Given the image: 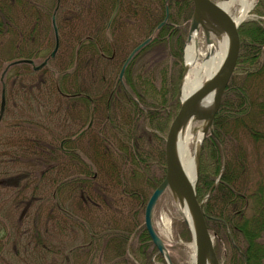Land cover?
Listing matches in <instances>:
<instances>
[{
	"label": "trees",
	"instance_id": "obj_1",
	"mask_svg": "<svg viewBox=\"0 0 264 264\" xmlns=\"http://www.w3.org/2000/svg\"><path fill=\"white\" fill-rule=\"evenodd\" d=\"M192 8L191 0H0V76L13 60L43 56L44 39L36 43L35 31L45 36L53 13L59 41L57 53L49 58L51 70L17 63L0 78L4 112H11L8 100L16 109L9 123L0 122L5 130L0 132V187L10 196L2 216L14 222L10 232L0 219V264H92L96 254L109 264H155L154 254L162 260L138 215L164 176V149L143 158L142 140L146 131L165 134L180 107L178 80ZM251 13L256 18L238 25L235 68L214 115L213 134L201 142L196 183L198 201L205 198L206 225L216 233V256L219 260L223 233L231 246L230 264H264V174L259 170L253 188L246 187L243 143L264 145V0H257ZM124 20L149 24L147 32L134 30L151 39L127 64L122 81L95 80L90 71L93 75L100 63L111 61L105 56L114 54L113 36ZM153 46L171 61L159 73L167 81L160 96L153 87L157 74L149 73V79L148 73L133 76L130 69ZM63 53L69 56L65 60ZM88 117L91 123L100 117L108 121L111 129L99 132L116 142L97 138L100 133L90 130L91 123L88 142L80 141L85 129L73 140L72 124ZM229 141L236 142L233 148ZM47 158L53 161L47 163ZM136 164L145 169L156 165L161 175L147 172L142 177ZM34 165L38 174L28 184L31 173L23 167ZM28 199L36 202L32 227L23 225L28 212L16 214ZM125 202L129 215L119 210ZM180 227L188 238L184 221ZM10 237L14 247L19 243L13 253L7 250Z\"/></svg>",
	"mask_w": 264,
	"mask_h": 264
},
{
	"label": "rangeland",
	"instance_id": "obj_2",
	"mask_svg": "<svg viewBox=\"0 0 264 264\" xmlns=\"http://www.w3.org/2000/svg\"><path fill=\"white\" fill-rule=\"evenodd\" d=\"M215 1H220V0H215ZM257 1V0H256ZM256 3V2H255ZM174 12H176V10H173ZM232 15L235 13V9L232 7L229 11ZM250 18H256L255 14L250 15ZM132 19V18H131ZM125 22V23H124ZM123 24L121 25V28H118L117 33L114 37V40L116 41V46L114 48V54H112V56L108 53V56H105V58H111L110 62H102L100 63V65H98V68L95 71V74L91 75L92 70L90 71V76H96L95 80H100V79H105L107 81H112L114 83H116V80L118 81H122L125 77L122 74L121 78H119V71L121 68V65L123 64V61L125 60L126 56L128 55V53L130 52V50L140 41H142L143 38V34L136 32V30H134L136 27H141V29H139V31H143V32H147L149 29V24H145L142 23L141 25H139L141 22L138 21L136 22V25L138 24L139 26H136L134 24H132V20L128 21V20H124ZM51 23V16L50 18L48 17V24L50 25V28L48 27V29L45 30V36L43 35V33L38 32V30L35 31V34H37V38H36V43L40 44L42 43L41 40L44 39L43 41V50L44 54L43 56L42 53L39 55L38 58L32 59L34 61V64H38L39 62H41L42 60H44L45 58H47L49 55H47L48 53L50 54V52L52 51L53 47H54V32H53V28ZM145 24V25H144ZM39 33V36H38ZM142 35V36H141ZM44 36V37H43ZM198 36H199V48L201 50H205V36L204 33L202 31L201 28H199L198 30ZM40 37V38H39ZM186 43V42H185ZM36 44V45H38ZM34 45V46H36ZM47 45V46H46ZM65 48L67 47L64 43ZM64 47H60V49H62V51H64L63 49ZM58 51V50H57ZM56 51V53H57ZM55 56V55H54ZM53 56V57H54ZM67 54H62L61 59L65 60L67 58ZM52 57V58H53ZM69 57V56H68ZM60 59V60H61ZM7 64L4 63L3 66H5ZM165 64L171 66V61H167V58L165 59V54L163 52V49H161L160 47H148L145 51L141 52V54H139V56L136 57V59H134L133 61V65L131 66L132 68L131 71H134V75H137L139 73H148L147 78L150 79V74L151 72H154L156 75V77H153V79H156L154 81L153 87L154 90L156 92V94L159 95L160 90L164 89L166 90L167 88V81L164 79V77L162 76V74L159 75V73H162V69L166 68ZM183 64H184V59H183ZM54 65V62L51 59H47V63L45 65V67L43 66V68L45 69H52V66ZM184 66V65H183ZM42 68V67H41ZM40 68V69H41ZM73 68L71 67V70ZM129 69V70H130ZM39 70V69H37ZM2 73V72H1ZM88 73V70H84L83 71V76L84 78H86V75ZM11 74V72H9L7 74V76H9ZM88 75V78H90ZM143 75V74H142ZM172 75V74H171ZM184 75V69L182 70L180 76H179V80H178V91H179V87H180V83L182 80V77ZM6 76V73H5ZM4 76V77H5ZM144 76V75H143ZM163 77V78H162ZM1 78V76H0ZM135 77H133L134 79ZM78 79V78H77ZM80 79V77H79ZM152 79V80H153ZM89 80V79H88ZM160 96V95H159ZM179 98H180V93H179ZM7 109L10 110L11 112H3L2 117H1V125H3L4 123H9V121H11L12 116L14 111H16V109L13 110V102L12 100H8L7 101ZM90 117L86 118V119H82L81 121L72 124V138L73 140L78 139L80 136H78V133L81 132L82 130L85 129V131L81 134V138L80 141L83 140V142H88L89 140L85 139L87 138V131L86 129L88 128V126L90 125L89 123V119ZM3 120V121H2ZM3 122V123H2ZM108 121H104L103 117H100L99 120L92 122L91 126L92 128L90 130H93L94 134L102 131V130H110V126L107 123ZM198 121L197 120H193L192 123L193 125H195ZM94 123V124H93ZM100 129V130H99ZM5 131L4 128L0 127V132ZM100 133V132H99ZM151 133H153V131H146V134L144 135V138L142 140V157H146L147 159H149L148 157L152 154L153 156L155 155L153 151H155V153L159 152V150L163 149L164 147V139H165V134L163 132H157L156 136L152 135ZM1 134V133H0ZM120 135V134H118ZM103 138V135L97 136V138ZM111 138V137H109ZM105 141L104 142H116L113 141L112 138L111 139H105L103 138ZM72 140V141H73ZM202 142V141H201ZM231 142V141H229ZM236 142H231L230 147L233 148L234 144ZM246 143L245 147L247 149V162H248V182L246 187L248 189H252L253 186L255 185V181L256 178L258 176L259 170L262 174H264V168H263V163H264V145L260 144V143H253V142H243ZM48 148V147H47ZM256 149H258V151H255ZM145 152V153H144ZM256 152H258V154H256ZM199 153H200V149H199ZM146 155V156H144ZM148 155V156H147ZM146 159V160H147ZM33 160V159H30ZM29 161V160H28ZM53 159H49L47 158V163L52 162ZM55 161V160H54ZM24 170H30L31 176L29 177V181L28 184L31 183V181H34L35 176H37L38 174V170H39V166H30V168H24ZM136 170L139 172V174L144 177L145 173H150V174H154V176L159 177L161 175V170L158 166H152V167H148L147 169H145V167H143L140 164H136ZM198 173H199V166H198ZM141 178V177H140ZM216 181V180H215ZM0 182H2L0 180ZM144 187V185H142ZM29 189H26L24 191L28 193ZM147 193L150 192V189L148 188ZM9 192L4 191L1 187H0V219H2V222L5 223V225L7 226V228L9 229L10 232H14V228H13V220H10L11 217H3V214H6V211L3 210V206L5 203H8V201H10V196L8 195ZM27 198V197H26ZM146 204V203H145ZM25 207V206H24ZM20 208L16 211V214L18 215L21 211H26L30 214L29 217H26L25 221L26 223L23 225H27L29 227H32L31 224V220L30 217L33 216L34 211L36 209V202H31L29 199L26 202V207L24 208ZM44 208H46V205L43 206ZM119 210H121V212H123L126 215H129L130 212V204H127V202H125L124 204H121V207H119ZM2 216V217H1ZM16 218V217H15ZM24 221V220H23ZM138 221L139 224L141 226L143 222V212L142 214L138 215ZM184 221V218H182V216L180 215L178 208H177V200L173 197V195L166 190L156 201L153 210H152V224L153 227L157 233V235L159 236V238L161 239L164 248H165V253L168 255V258L170 260L171 264H194L191 261V247L190 244L193 241L192 240V236L190 233V236L188 238L182 237L181 235V227H180V222ZM186 224V222H185ZM20 225V224H18ZM20 227V231L22 233L23 236L27 235L23 234L24 228L26 226ZM187 226V225H186ZM213 243H215V235L216 233L213 232ZM10 234V233H9ZM221 234V254H220V258H219V264H230V252H231V246L230 243L228 242V240L226 239V237L224 236L223 233ZM15 240H18V235H16ZM260 240L264 243V233L261 235ZM18 245H16L15 247L12 245V239L11 237L9 238V242L7 243V250L10 251L11 253L14 252V250H19V243H17ZM64 247V246H63ZM156 253H160L157 252ZM91 254H88L86 256L83 257L84 262H86L89 258ZM162 260L161 259H157V257L154 255L151 256V260L155 263V264H168L169 262H167V258H165L164 254H161ZM92 264H109L108 261H106L104 258H101V256L99 254L95 255L94 261Z\"/></svg>",
	"mask_w": 264,
	"mask_h": 264
},
{
	"label": "water",
	"instance_id": "obj_3",
	"mask_svg": "<svg viewBox=\"0 0 264 264\" xmlns=\"http://www.w3.org/2000/svg\"><path fill=\"white\" fill-rule=\"evenodd\" d=\"M192 1V13L190 18V24L188 29L189 33L197 28H201L205 40H208L207 31L204 29V26L199 23L200 17L202 14H207L213 22L219 25L225 32L228 34V47L225 53V56L218 66V68L207 78L204 79L201 84L189 93L186 97L182 98L180 94V107L176 112L175 116L172 118L164 141V162H165V173L161 181L157 186L152 190L149 195L143 212V222L145 229L152 241L156 246L158 252L164 254L167 258V262L170 263L168 255L165 253L164 245L157 235L153 224H152V210L160 195L168 190L173 197L179 202H185L188 211L190 214L192 227H190V232L192 235V240L194 242V264H219L218 258L216 257L214 247H213V234L210 233V230L205 222L206 214L203 211V201H198L196 196V181L198 179V166H199V149L198 147L197 155L195 158V179L191 183L181 165L176 152V136L178 131L185 126L189 119L193 120H205L206 124L203 129V137L206 136L207 132L213 134L212 122L215 113L217 112L223 91L233 73L235 68L236 59L239 52V33L238 25L233 18L230 16L226 10H224L217 1L214 0H191ZM52 27L54 31L55 43L52 51L49 54V57H53L57 48H58V33L55 25L54 14L51 17ZM164 21L157 25L159 28ZM200 26V27H199ZM187 36V39H188ZM151 39V36L145 38L139 42L127 55L125 58L119 73V77L122 76V73L131 60L133 55L141 49L145 44H147ZM45 58L43 61L38 64H34L31 59H17L10 62L1 74V80L6 69L13 64L17 63H28L32 65L33 70H37L43 67L47 63ZM186 67L184 66V72ZM181 86V83H180ZM213 91V100L211 109L207 112L202 111L198 107L199 100L208 92ZM179 93L180 87H179ZM5 108V84L1 83V93H0V118L4 112ZM201 143V142H200Z\"/></svg>",
	"mask_w": 264,
	"mask_h": 264
},
{
	"label": "bare ground",
	"instance_id": "obj_4",
	"mask_svg": "<svg viewBox=\"0 0 264 264\" xmlns=\"http://www.w3.org/2000/svg\"><path fill=\"white\" fill-rule=\"evenodd\" d=\"M217 2L230 14L236 23H241L250 17L251 10L256 0H220ZM232 7L235 9L233 15L229 12ZM199 23L202 24L207 31L208 40L205 42V50L203 51L199 48V28L189 33L183 50L186 69L180 86L182 98L196 89L205 78L210 76L218 68L228 47V34L219 25L213 22L207 14L201 15ZM212 100L213 91H210L199 100L198 107L202 111L207 112L211 109ZM192 121L193 119H189L185 126L178 131L176 136L177 156L187 179L191 183H193L195 179V158L206 124L205 120H199L195 125H193ZM177 208L182 218H184L187 227H192L186 203L184 201H177ZM190 247L191 261L193 262L195 251L193 241Z\"/></svg>",
	"mask_w": 264,
	"mask_h": 264
}]
</instances>
